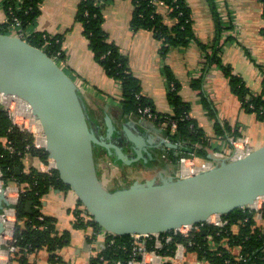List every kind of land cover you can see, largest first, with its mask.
<instances>
[{
  "label": "crops",
  "instance_id": "crops-1",
  "mask_svg": "<svg viewBox=\"0 0 264 264\" xmlns=\"http://www.w3.org/2000/svg\"><path fill=\"white\" fill-rule=\"evenodd\" d=\"M80 1L43 0L34 30L49 36L62 35L60 49L63 59L59 64L78 85L88 112L95 117L93 122L98 124V120H103V124L99 123L100 133L104 129L105 117H109L118 130L125 125L133 133L139 134L138 130L156 148L162 141L167 143L151 122L135 118L119 120L116 108L120 100L121 85L109 78L94 60L88 41L82 35L81 26L75 22ZM184 1L190 9L194 39L184 48L169 49L165 55L161 54L160 43L151 32L130 30L132 0H108L103 9V29L109 41L127 59L129 71L139 81L141 95L151 102L156 113H171L167 101V69L179 85V96L189 107V117L196 121L211 144L225 147L224 140L215 138V120L207 116L202 97L212 105L218 123L229 127L232 133L253 150L261 147L264 145V125L255 114L242 108L240 101L230 90L229 78L215 64L204 65L207 56L218 50L221 65L228 67L234 76L240 78L250 94L259 95L264 92V18L261 4L258 0H212V5L208 0ZM157 11L167 26L174 25V21L167 17L166 6L158 3ZM216 16L219 32L216 28ZM5 23L7 17L0 0V26ZM7 31L14 36L16 30L9 26ZM202 46L207 47L206 51L202 50ZM197 84L200 87H196ZM154 150L149 149L152 153ZM156 158L158 159L154 156L155 160ZM23 161L26 169H39L41 163L30 156ZM96 164L102 184L109 181L115 183L111 181L109 167L113 163L101 157ZM120 170L119 168V172ZM126 170L131 174L137 172L135 179L131 180L133 183L152 178L158 180L160 175L167 177L175 172L170 164L152 169L140 164L129 166ZM76 207L77 198L70 191L52 190L42 198V213L55 220L57 232L69 233V242L56 251L61 261H51V255L46 250H39L29 256L31 263L87 264L90 255L104 249L103 239H94L91 229L75 226ZM257 220H262L260 215H257ZM261 223L264 224V221ZM169 261L174 264H205L194 254H185L184 251L182 259Z\"/></svg>",
  "mask_w": 264,
  "mask_h": 264
},
{
  "label": "trees",
  "instance_id": "trees-1",
  "mask_svg": "<svg viewBox=\"0 0 264 264\" xmlns=\"http://www.w3.org/2000/svg\"><path fill=\"white\" fill-rule=\"evenodd\" d=\"M43 0H2V7L7 17V23L0 26V33L9 35L7 27L13 25V20L19 22L18 28L22 31L27 42L43 50L57 63L63 59L61 52L62 35L49 36L34 30L35 22L40 14L39 7ZM108 0H81L75 15V22L81 26L82 35L88 41V47L93 54L94 60L100 65L103 72L121 85L120 100L116 108L120 121L129 118L139 119L138 110L150 107L156 115L152 121L153 127L160 132L167 144L176 145V148L166 146V143L155 148L154 159L146 168H154L170 164L174 169L177 160L181 156L196 155L199 159H208L212 152L219 151L220 147L211 144L210 139L197 125L196 121L189 117V107L179 96V85L172 79L168 70L167 77V101L171 113H156L148 99L141 95L139 81L129 71L127 59L122 56L117 46L109 41L107 33L103 29V9ZM210 4L212 0H208ZM261 4L264 18V0H258ZM162 3L168 9L167 17L174 21V25L167 26L163 17L157 11V4ZM133 12L129 22L132 32L146 30L151 32L156 41L160 43V51L165 55L169 49L184 48L193 39L191 13L184 0H132ZM212 5V4H211ZM215 21L217 22L218 19ZM219 32V23H216ZM264 36V27L262 29ZM44 35V36H43ZM206 51L205 46L201 47ZM218 50L212 51L205 60L206 66L215 64L223 74L229 78L230 90L240 101L242 108L255 114L264 125V92L259 95L250 94L243 81L234 76L228 67L221 65ZM200 87L199 84L195 85ZM202 103L207 111L209 119H214V135L216 139L225 140L231 134L226 125L217 122L214 109L205 97ZM91 119L93 115L89 113ZM174 122L176 129L171 131V123ZM103 120H98V124ZM99 124V125H100ZM163 124H165L163 126ZM104 129L101 131L103 134ZM219 140V141H220ZM6 142H10L13 151L5 149ZM190 150V151H189ZM95 161L107 155L104 149L95 147ZM30 156L48 166V153L44 147L35 146L34 135L22 132L13 126L5 111H0V171L4 183H14L19 187V197L15 209L16 228L14 230L16 248L10 256L8 264H33L29 256L39 250H46L50 260L59 262L56 251L65 247L69 242V233H59L55 227V220L45 216L41 211L42 198L52 190L70 191L58 178L56 170L41 172L37 168L26 169L25 157ZM159 160V163L157 162ZM141 162L132 165L135 167ZM163 164V165H162ZM120 166L121 181L125 187L133 181L127 179V166ZM128 180H126V179ZM121 186L120 188H123ZM118 189L113 186L110 191ZM30 205V207H28ZM80 202L77 200L75 210V226L89 228L93 232H100L101 228L93 220H86L82 213ZM260 215L262 220H257ZM227 222L223 227L205 225L204 232L182 233L166 232L162 236H170L171 241L164 244L158 253L171 260L174 257L177 245L184 248V252L194 254L199 261L205 264H264V206L258 211L238 209L222 216ZM112 241V244H109ZM131 237L112 236L106 239L103 250L95 252L89 260V264H116L129 259L131 251ZM148 248L153 249V242H148ZM164 264H174L167 261Z\"/></svg>",
  "mask_w": 264,
  "mask_h": 264
},
{
  "label": "water",
  "instance_id": "water-1",
  "mask_svg": "<svg viewBox=\"0 0 264 264\" xmlns=\"http://www.w3.org/2000/svg\"><path fill=\"white\" fill-rule=\"evenodd\" d=\"M0 95L13 96L29 107L59 180L93 222L115 237L177 231L250 207L264 198V145L240 160L220 161L191 177L160 175L158 180L135 181L128 187L108 190L98 174L95 147L104 149L113 165L129 167L139 162L148 166L154 160L149 149L156 146L138 130L139 134L133 133L126 125L118 130L109 117L104 119L102 135L78 85L64 69L43 50L3 33ZM3 191L0 213L7 205ZM4 231L0 221V237Z\"/></svg>",
  "mask_w": 264,
  "mask_h": 264
},
{
  "label": "built area",
  "instance_id": "built-area-1",
  "mask_svg": "<svg viewBox=\"0 0 264 264\" xmlns=\"http://www.w3.org/2000/svg\"><path fill=\"white\" fill-rule=\"evenodd\" d=\"M13 25L15 26L16 36L20 37L23 40L25 39L24 34L18 28L19 22L18 20H13ZM53 59V58H52ZM59 64V63H58ZM60 65V64H59ZM0 108L6 112L9 120L12 125L17 127L22 132H28L34 135L35 138V146L36 147H44L41 144L42 131L40 125L33 118L29 107L18 100L13 96H3L0 95ZM140 114L139 119L146 120L148 122L154 121L156 119V115L153 113L150 107H143L138 110ZM165 124H163L164 126ZM176 129V125L174 122L171 123V131L173 132ZM39 143V145L37 144ZM224 148H220L219 151L212 152L210 157L205 160L199 159L196 155L190 154L187 156H181L177 160V166L175 168V172L173 176L177 179H184L187 177L194 176L200 172L206 171L214 167L215 164L220 161L233 162L240 160L247 155H249L253 149L247 143L243 142L240 137H238L235 133L229 134L224 140ZM5 149L10 152L13 151L10 142H6ZM48 166L44 164H39V171L48 172L54 169V163L52 160L48 159ZM4 188L3 194L7 201V205L3 206V209L0 213V221L4 226V234L0 237V262L1 264H8L10 256L15 252L16 248L12 245L15 243L14 230L16 228V217H15V209L14 205H16L19 197V187L14 183H4L2 179V173L0 171V190ZM257 206V207H256ZM264 206V198H260L256 201V203L246 209L258 212ZM82 216L86 220H90L91 217L87 215L83 208ZM244 209V208H243ZM92 220V219H91ZM227 224L222 217L212 216L206 223L193 225L190 227L181 228L180 230L173 231L174 233H182L187 235L189 233H197L204 229L205 225H213L216 227H223ZM182 229H186V231H182ZM111 234L105 232L104 230H100V232H93L91 230V236L96 240L103 239L104 247L106 245V239ZM113 236V235H112ZM131 237V251L129 254V259L124 262H118L116 264H164L169 261L168 258L162 257L158 251L162 248L164 244H168L172 239L170 236H162V234L158 235H134ZM153 242V249L148 248V242ZM112 244V241L109 243ZM184 248L181 245H177L174 257L171 260L182 259ZM95 255V253H93ZM88 257V263L91 257Z\"/></svg>",
  "mask_w": 264,
  "mask_h": 264
},
{
  "label": "rangeland",
  "instance_id": "rangeland-1",
  "mask_svg": "<svg viewBox=\"0 0 264 264\" xmlns=\"http://www.w3.org/2000/svg\"><path fill=\"white\" fill-rule=\"evenodd\" d=\"M14 36H16V32L13 33ZM66 72V71H65ZM67 73V72H66ZM68 74V73H67ZM69 75V74H68ZM70 76V75H69ZM43 134H42V138H43ZM42 145H44V143H41ZM112 165V166H111ZM109 164V167H110V170H111V181L113 180L115 183H110L109 182H104V186H106V188L108 189H112L113 186H117V188H120L121 186L123 185H126L123 183V181H121V176H120V172H119V168L120 166H116V165H113V164ZM137 172H135V174H131L129 171H127V179L128 180H132V179H135V177L137 176L136 175ZM126 179V178H125ZM126 179V180H127ZM127 180V181H128ZM139 180V179H138ZM125 187V186H123ZM182 231H186V229H182Z\"/></svg>",
  "mask_w": 264,
  "mask_h": 264
},
{
  "label": "bare ground",
  "instance_id": "bare-ground-1",
  "mask_svg": "<svg viewBox=\"0 0 264 264\" xmlns=\"http://www.w3.org/2000/svg\"><path fill=\"white\" fill-rule=\"evenodd\" d=\"M41 143H45V142H44V137H43V139H41ZM262 199H263V198H262ZM256 207H257V206H256Z\"/></svg>",
  "mask_w": 264,
  "mask_h": 264
},
{
  "label": "flooded vegetation",
  "instance_id": "flooded-vegetation-1",
  "mask_svg": "<svg viewBox=\"0 0 264 264\" xmlns=\"http://www.w3.org/2000/svg\"><path fill=\"white\" fill-rule=\"evenodd\" d=\"M94 156H95V154H94Z\"/></svg>",
  "mask_w": 264,
  "mask_h": 264
}]
</instances>
